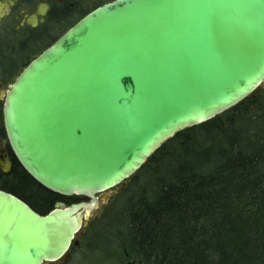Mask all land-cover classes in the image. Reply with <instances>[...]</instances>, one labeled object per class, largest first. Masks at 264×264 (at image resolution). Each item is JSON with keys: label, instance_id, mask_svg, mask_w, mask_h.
<instances>
[{"label": "water", "instance_id": "95a60500", "mask_svg": "<svg viewBox=\"0 0 264 264\" xmlns=\"http://www.w3.org/2000/svg\"><path fill=\"white\" fill-rule=\"evenodd\" d=\"M263 84L264 0H115L86 15L19 75L4 114L36 183L92 201L42 216L0 191V264L66 261L98 194Z\"/></svg>", "mask_w": 264, "mask_h": 264}, {"label": "trees", "instance_id": "16d2710c", "mask_svg": "<svg viewBox=\"0 0 264 264\" xmlns=\"http://www.w3.org/2000/svg\"><path fill=\"white\" fill-rule=\"evenodd\" d=\"M67 3L79 11L74 0ZM68 9L61 21L71 17ZM162 153L118 221L114 245L121 258L135 264H264V98H249L179 133L143 167ZM8 193L42 216L54 210L56 197L21 166ZM42 196L45 205L37 201Z\"/></svg>", "mask_w": 264, "mask_h": 264}, {"label": "rangeland", "instance_id": "374dc122", "mask_svg": "<svg viewBox=\"0 0 264 264\" xmlns=\"http://www.w3.org/2000/svg\"><path fill=\"white\" fill-rule=\"evenodd\" d=\"M42 1L50 2L53 5H56L57 3V0ZM105 1L106 0H74L72 8L77 6L79 11L74 12L71 8H69L67 11L68 13H71V17L68 16V19L64 20L67 22L66 24L59 25L51 23L49 25L50 36L45 43H47L49 40L57 38L62 33H64L65 30L71 26V24L73 25L80 19V14L92 11L99 4H103ZM35 7L36 5L31 7L20 6L18 9H16V11L27 13L28 11L31 12ZM33 35V37H37L39 42L43 40L41 36L42 34L39 32L35 31L33 32ZM34 46L35 44H33V47ZM35 51L36 53L30 56L29 54L28 56L20 55V52H27L24 47H21L20 50L18 49L13 51L12 54L15 55V58L19 60V62L18 66L15 67L17 71L15 77L12 78V81L8 82L6 86L12 84L15 78L26 67L27 63L34 60L35 56L41 52V50L38 51L37 48H34V52ZM12 58L13 56H11V54L6 58L7 60L4 62L5 64L3 66L4 69L11 68L10 64ZM262 98H264V84L259 88L254 97L256 100H262ZM163 155L164 153H162V155L156 156L155 160L149 162L146 167H142L136 174L126 180L122 185L112 189L109 192H106L107 194L103 198V203L100 204L99 208L92 214L91 218L86 222V226L78 235L75 241L76 244L73 245L69 252V257L66 261H62L60 264H127L126 261L121 258L120 252L118 251L116 245H114L118 229V221H120V217L126 212L129 201H136L137 195L142 190V186L145 184V181L156 169V167L153 165V162H160ZM35 193L37 195L41 194L39 190H36ZM37 201L41 205H45L47 203L43 196Z\"/></svg>", "mask_w": 264, "mask_h": 264}, {"label": "flooded vegetation", "instance_id": "af4514ba", "mask_svg": "<svg viewBox=\"0 0 264 264\" xmlns=\"http://www.w3.org/2000/svg\"><path fill=\"white\" fill-rule=\"evenodd\" d=\"M33 5H36V7L31 12L28 11L29 13L16 11V9H18L20 6L31 7ZM69 7L71 6L68 5L66 0H57L56 5L46 1L43 2L42 0H0V191L2 192H9L10 187L17 179L20 166L12 148L5 126L4 108L6 105V93L9 91L10 86L17 80L19 75L28 67V65H30L32 61H34L44 51L54 45L69 29L74 27L80 21L79 20L73 25L69 26L65 32L57 38L49 40L47 43H45L50 36L49 25L51 23L62 25L64 22L61 21V19H64L66 16L62 10L64 8L68 9ZM39 9L45 12L43 22L41 21V16L37 15ZM53 13H55L54 16ZM35 31L42 34L41 36L43 38V42H39L37 37H33V32ZM33 44H35L34 47ZM21 47H24L25 50H27L26 53L20 52V55L23 56H28V54L30 56L36 53V51L34 52V48H37L38 51L41 50V52L37 56L34 55V60L27 63L26 67L15 78L12 84L6 86L7 83L11 82L12 78L15 77L17 72L15 67L18 66L19 62V60H17L15 55L12 53L14 50H20ZM10 54L13 56L10 64L11 68L4 69V62H6V58L9 57ZM52 194L56 197L53 201L54 209L56 208L57 204L73 205L79 203H89L92 201L90 198L86 197H64L58 194ZM106 194L107 193H101L96 196L99 205L103 203V198ZM126 258H129L127 253ZM126 263L135 264L132 261H126Z\"/></svg>", "mask_w": 264, "mask_h": 264}]
</instances>
